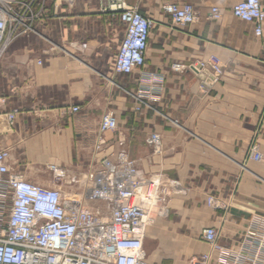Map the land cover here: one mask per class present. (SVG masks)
<instances>
[{
    "label": "crops",
    "instance_id": "obj_1",
    "mask_svg": "<svg viewBox=\"0 0 264 264\" xmlns=\"http://www.w3.org/2000/svg\"><path fill=\"white\" fill-rule=\"evenodd\" d=\"M127 1L154 22L145 67L132 74L113 69L125 24L105 0H46L36 32L18 37L0 59V148H10L14 168L42 185L54 184L51 164L66 170L56 185L67 191L103 157L127 148L170 191L167 213L147 229L148 260L193 264L208 250L207 228H219V242L231 245L253 216H264V158H247L253 142L264 157V31L257 36L253 23L233 15L239 0ZM169 3L193 5L200 21L173 24ZM213 7L221 18H210ZM213 57L222 72L210 70L216 79L204 85V69L189 66ZM156 77L159 90L137 111L136 96L155 87ZM108 111L119 126L97 150ZM9 112H16L12 126ZM153 132L162 154L153 151Z\"/></svg>",
    "mask_w": 264,
    "mask_h": 264
},
{
    "label": "built area",
    "instance_id": "obj_2",
    "mask_svg": "<svg viewBox=\"0 0 264 264\" xmlns=\"http://www.w3.org/2000/svg\"><path fill=\"white\" fill-rule=\"evenodd\" d=\"M105 1V10L125 24L114 71L141 72L146 64L153 19L127 0ZM45 2L0 0V59L18 37L36 32L37 23L47 16ZM164 10L178 26L201 19L191 4L169 3ZM232 13L253 23L257 36L263 34L262 0H239ZM221 16V9L213 7L210 18ZM189 68L196 73L206 68L215 74L222 72L217 57L208 63L191 64ZM153 82L155 87L136 96L140 103L137 111L146 104V97L159 90L161 80L156 77ZM80 110L78 105L71 108L73 114ZM6 117L12 126L16 112L7 113ZM118 126L114 112L102 115L97 150L108 143L105 133L116 131ZM124 142L119 140L121 146ZM150 143L155 153H163L160 134L153 132ZM247 158L263 160L257 142L250 145ZM11 161V149L0 148V264H155L147 258L145 238L147 229L157 220V213L159 216L167 213L170 191L160 175H147L138 168L127 148L103 157L98 167L85 176L86 180L70 191L56 185V178H63L66 170L51 164L54 184L45 186L31 181ZM220 236L219 228H207L203 240L208 250L191 263L210 264L215 260L218 264H264V216H253L231 245L221 244Z\"/></svg>",
    "mask_w": 264,
    "mask_h": 264
},
{
    "label": "water",
    "instance_id": "obj_3",
    "mask_svg": "<svg viewBox=\"0 0 264 264\" xmlns=\"http://www.w3.org/2000/svg\"><path fill=\"white\" fill-rule=\"evenodd\" d=\"M206 76H209V78L207 79V82H209V83H211L212 80L215 78V77H214L215 75L212 74L211 71H210L208 68L204 69V70H203V73L200 74V77H201L202 79H205Z\"/></svg>",
    "mask_w": 264,
    "mask_h": 264
},
{
    "label": "rangeland",
    "instance_id": "obj_4",
    "mask_svg": "<svg viewBox=\"0 0 264 264\" xmlns=\"http://www.w3.org/2000/svg\"><path fill=\"white\" fill-rule=\"evenodd\" d=\"M7 127H8V125H7ZM52 178V180H55V174L53 173V176L51 177ZM57 180V182L58 183H63V179L62 178H56ZM85 180H86V178H85ZM158 218H160V216L158 215V213H157V220H158ZM154 225V224H153Z\"/></svg>",
    "mask_w": 264,
    "mask_h": 264
}]
</instances>
